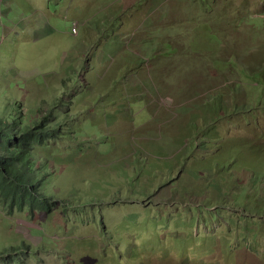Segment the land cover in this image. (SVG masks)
<instances>
[{
    "label": "rangeland",
    "instance_id": "374dc122",
    "mask_svg": "<svg viewBox=\"0 0 264 264\" xmlns=\"http://www.w3.org/2000/svg\"><path fill=\"white\" fill-rule=\"evenodd\" d=\"M15 101L54 206L0 264H264V0H0Z\"/></svg>",
    "mask_w": 264,
    "mask_h": 264
},
{
    "label": "trees",
    "instance_id": "16d2710c",
    "mask_svg": "<svg viewBox=\"0 0 264 264\" xmlns=\"http://www.w3.org/2000/svg\"><path fill=\"white\" fill-rule=\"evenodd\" d=\"M74 83L78 88L83 86L75 79ZM89 84L86 83L88 90L91 88ZM93 91L98 92L97 88ZM22 109L19 101L10 105L7 103L6 110L9 111L0 115V206L8 216L26 209L30 215H40L41 212H51L54 206V203H47V198L40 193L44 181L49 177L32 166L36 164L34 158L39 148L49 140L57 141L58 130H50L46 119H32L34 117L21 115L19 111ZM55 154L56 151L52 150L43 155L42 159L49 161ZM72 155L73 153L70 154ZM60 162L59 158V165Z\"/></svg>",
    "mask_w": 264,
    "mask_h": 264
},
{
    "label": "built area",
    "instance_id": "2783aa9c",
    "mask_svg": "<svg viewBox=\"0 0 264 264\" xmlns=\"http://www.w3.org/2000/svg\"><path fill=\"white\" fill-rule=\"evenodd\" d=\"M72 32H75V30H74V29H72Z\"/></svg>",
    "mask_w": 264,
    "mask_h": 264
}]
</instances>
